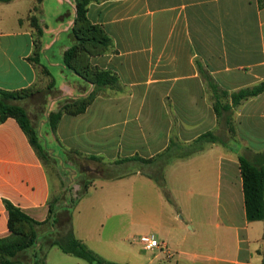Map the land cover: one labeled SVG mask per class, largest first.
<instances>
[{"label":"crops","instance_id":"0c3cea01","mask_svg":"<svg viewBox=\"0 0 264 264\" xmlns=\"http://www.w3.org/2000/svg\"><path fill=\"white\" fill-rule=\"evenodd\" d=\"M31 15L44 32L40 63L53 76L67 73L75 0L0 3V89L19 91L39 80L30 60ZM87 17L112 39V49L91 63L117 75L118 90L100 92L83 113L63 114L53 134L58 146L113 162L152 159L171 141L189 145L209 132H230V125L234 135L166 167L169 197L161 203L186 218H158L149 227L162 251L144 250L147 234L133 242L136 249L127 243L129 185L161 189L141 173L90 186L71 212L74 235L117 264H264V221L247 219L239 162V155L253 160L264 153V92L219 118L210 87L232 93L264 81V0H94ZM72 83L57 87L74 99L95 89L77 74ZM225 100L219 101L230 104ZM52 195L47 167L18 120H0V238L11 234L6 201L44 222ZM142 227L131 219V233ZM41 264L90 263L55 246Z\"/></svg>","mask_w":264,"mask_h":264},{"label":"trees","instance_id":"16d2710c","mask_svg":"<svg viewBox=\"0 0 264 264\" xmlns=\"http://www.w3.org/2000/svg\"><path fill=\"white\" fill-rule=\"evenodd\" d=\"M11 1L13 0H0V3H9ZM92 1L94 0H75L76 18L71 33L74 40L70 48L64 53L63 61L65 66L73 70L78 76L95 85V89L88 96L72 101L70 104L63 106L58 113L53 114L50 124L54 130L63 114L77 115L83 113L100 94L102 87L119 85L117 75L111 71L94 67L91 63V58L93 56L105 54L109 52L113 46L112 39L103 28L92 24L87 17L88 5ZM37 10L38 8L35 7L33 12ZM31 23L36 30L37 39L35 38L34 40L35 52L30 60L34 63L35 67H40L44 74L51 75L50 71L40 63L43 29L39 27L35 15L31 16ZM210 87L215 97L214 108L217 116L220 118L222 114L224 115V113L227 114L228 111H232V108L264 92V81L252 87L243 88L232 93L220 89L215 84H210ZM31 94L32 87L19 91H6L0 89V120L5 121L8 118L17 119L28 135L37 153H41L43 152L41 140L31 125L26 109L14 102L30 97ZM220 97L230 99V104H221L219 101ZM229 128L234 132V128L231 125ZM213 143H220V141L214 133L209 132L199 137L192 144L187 145L183 152H177L176 143L171 141L169 148L155 158L143 159L141 157H133L124 160H140L147 163L160 161L157 165L159 166L158 169L161 170L160 174H151L150 178L155 181L168 198L169 196L166 191L167 188L164 177L166 167L173 160L191 156ZM239 162L243 178L247 219L249 222L264 221V153L257 154L253 160L248 159L244 155H239ZM116 171L117 170L114 168L105 169L101 171L102 177L105 179L118 178L119 175ZM5 205L9 214V229L11 235L23 239L27 247L33 245L41 233H45L50 229H55V210L51 204L49 205V216L44 222L36 221L8 201H6ZM62 229H68L69 232L64 235L62 234L58 239H50L47 243L43 259L36 264L44 263L48 250L55 246L60 248L64 253L82 258L90 264H117L102 259L83 241L79 240L73 233L71 219L65 222V226Z\"/></svg>","mask_w":264,"mask_h":264},{"label":"rangeland","instance_id":"374dc122","mask_svg":"<svg viewBox=\"0 0 264 264\" xmlns=\"http://www.w3.org/2000/svg\"><path fill=\"white\" fill-rule=\"evenodd\" d=\"M31 16H29L30 20ZM34 36L37 39L36 30ZM65 70L67 73H63V78L60 74L56 76H53V74L46 75L39 67V80L32 87L30 97L14 101L26 109L31 125L41 140L43 152L38 154L47 167L53 187L50 204L55 210V229L41 233L35 243L29 247L25 246L24 243L26 242L18 236L10 234L7 237H3L0 239V264H36L41 261L50 239H58L62 234L69 232L68 229L63 230L62 228L65 226V222L71 219V212L75 204L87 194L90 186L95 182L98 183L101 179H105L102 177L101 171L114 168L117 170L118 178L138 173L149 178L151 174H160L161 170L157 166L160 161L147 163L140 160L125 161L124 159H117L109 162L96 157L79 158L77 153L65 150L56 144L53 139L55 130L50 124L51 117L53 114L58 113L63 106L76 100L72 97L64 96L57 87V83L62 82L64 79L66 83L73 84V77L76 73L68 69V67ZM109 90L117 91L118 86H104L100 92L108 93ZM219 100L222 103L226 101L223 97H220ZM233 135V132H228V129H226L222 134L219 131L217 138L226 142L233 138ZM177 147L178 151L180 150L179 152H183L187 145L179 144ZM132 185L133 187L129 185L128 189L129 202H131L132 208H129L127 217L129 223L127 243L129 247L136 249L135 247L138 246H134L135 243L133 242L141 238V234L150 235L149 227H152V224L158 218L168 221L171 217L178 216L181 221L186 217L180 213L178 214L174 206L170 204L162 205V197L166 199V195L154 183L153 185L149 183L150 186L143 187V189L140 182ZM131 219L143 221L141 231L131 233Z\"/></svg>","mask_w":264,"mask_h":264},{"label":"built area","instance_id":"2783aa9c","mask_svg":"<svg viewBox=\"0 0 264 264\" xmlns=\"http://www.w3.org/2000/svg\"><path fill=\"white\" fill-rule=\"evenodd\" d=\"M141 243L145 251L153 252L155 250L162 251L164 244L159 241L154 235H145L141 238Z\"/></svg>","mask_w":264,"mask_h":264}]
</instances>
